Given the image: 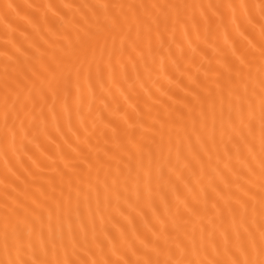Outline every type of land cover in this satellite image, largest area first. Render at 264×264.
<instances>
[{
    "label": "snow or ice",
    "instance_id": "obj_1",
    "mask_svg": "<svg viewBox=\"0 0 264 264\" xmlns=\"http://www.w3.org/2000/svg\"><path fill=\"white\" fill-rule=\"evenodd\" d=\"M0 264H264V0L0 2Z\"/></svg>",
    "mask_w": 264,
    "mask_h": 264
},
{
    "label": "bare ground",
    "instance_id": "obj_2",
    "mask_svg": "<svg viewBox=\"0 0 264 264\" xmlns=\"http://www.w3.org/2000/svg\"><path fill=\"white\" fill-rule=\"evenodd\" d=\"M0 2H3V0H0Z\"/></svg>",
    "mask_w": 264,
    "mask_h": 264
}]
</instances>
